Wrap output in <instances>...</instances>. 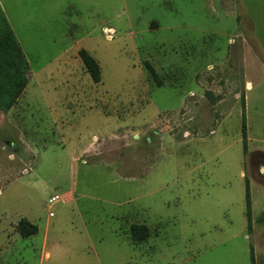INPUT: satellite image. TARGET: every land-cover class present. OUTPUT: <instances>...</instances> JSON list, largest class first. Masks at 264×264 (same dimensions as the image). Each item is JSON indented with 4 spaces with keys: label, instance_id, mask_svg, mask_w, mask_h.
Here are the masks:
<instances>
[{
    "label": "rangeland",
    "instance_id": "rangeland-1",
    "mask_svg": "<svg viewBox=\"0 0 264 264\" xmlns=\"http://www.w3.org/2000/svg\"><path fill=\"white\" fill-rule=\"evenodd\" d=\"M1 10L28 68L11 66L0 32V102L10 77L27 82L0 113V264H264V0H0V22ZM94 135L128 145L85 163ZM72 181L76 203L51 206ZM22 217L40 234L16 233Z\"/></svg>",
    "mask_w": 264,
    "mask_h": 264
},
{
    "label": "crops",
    "instance_id": "crops-1",
    "mask_svg": "<svg viewBox=\"0 0 264 264\" xmlns=\"http://www.w3.org/2000/svg\"><path fill=\"white\" fill-rule=\"evenodd\" d=\"M243 21H244V17H243ZM250 47V44L248 45V43L246 44V45H244V47H242V50H243V56H242V62L244 61H246L245 60V51L248 49ZM251 48V47H250ZM236 96L238 97L239 96V94L238 93H236ZM245 101V105H244V107L246 106V100H244ZM15 105V104H14ZM14 105L10 108V109H8L7 111L9 112L13 107H14ZM7 111H4V110H0V113H1V115H4V117L6 116V113H7ZM3 117V118H4ZM94 137H95V139L97 138L96 137V135H94ZM126 137V136H125ZM125 137H119V136H116V138L115 139H111V140H105V141H100V139H96V140H93L95 143H92V145L90 146V148H88L87 150H85V152H84V154H86V160H84V162L85 163H89V162H93V161H96L97 159H102L103 158V156H107V155H105V154H100V152H99V147L100 146H105V145H107V144H111V146L113 147H119L120 145H118V144H122V145H124L126 142H127V144L126 145H128V141H125ZM127 147H129V146H127ZM114 154H115V152H113L112 154H108V160H119V159H122V156H119L118 154H115V156H114ZM76 160H79V159H81V158H75ZM75 159H73V160H75ZM134 159H137V160H142V156H141V153H137V154H135V157H134ZM73 160H71V165H70V170H73V163H72V161ZM1 169H2V167H1V165H0V171H1ZM138 171L140 170V167L137 169ZM131 172V171H130ZM4 175V173H2V172H0V176H3ZM123 174H121L120 176H122ZM67 178H68V175L66 176ZM68 186V188L67 189H63L64 191H62L61 193H54V194H52V195H50V197H49V200H50V198L52 197V196H54V195H58L59 196V199H58V201L57 202H55V203H50V201H49V203L51 204V206H53L54 204H56V203H59V202H61V203H63V204H71V203H76V201H77V198H76V196H78V192L76 191V189H75V182L74 181H72L71 183H69V184H67V185H65L64 187H62V188H66ZM0 193H1V191H0ZM84 195V194H83ZM50 212H53V211H50ZM54 213V212H53ZM54 215H55V213H54ZM54 215L52 216V217H54ZM51 216V215H50ZM24 218V221H26V222H28L29 223V225H34V226H36L37 227V230H36V232L35 233H32V234H29V233H24L22 230V228L20 227V226H18V224H19V221H20V219H23ZM20 219H18V221L16 222V223H13V225H15V229H16V233H18L19 235H21L22 237H32V236H35V235H39L40 234V231H41V228L39 227V225L36 223V221H33V220H31V219H29V218H26V217H22V218H20ZM146 221H144V223H140L139 222V226L141 225V224H143V225H146V223H145ZM135 224H137V223H135ZM49 231H50V229H49ZM49 231L48 230H46V232H45V235H44V238H43V252H44V257H51V252L49 251V250H47V247H48V238H49ZM56 244V243H55ZM57 245V244H56Z\"/></svg>",
    "mask_w": 264,
    "mask_h": 264
},
{
    "label": "trees",
    "instance_id": "trees-1",
    "mask_svg": "<svg viewBox=\"0 0 264 264\" xmlns=\"http://www.w3.org/2000/svg\"><path fill=\"white\" fill-rule=\"evenodd\" d=\"M1 16H2V21L0 22V32L4 33L8 38H9V44L6 47H9V63L11 64V66L15 65L18 68L23 67L24 71H27L28 68V60H26L25 56H24V52L22 51L19 42L16 39V36L14 35L13 29L10 26L7 17L5 16V14L3 13V11L1 10ZM15 52L18 54V58H15ZM12 55V56H11ZM81 55L83 56V61L87 67V69L89 70V73L91 74V76L93 77V79L97 82L100 78V68L98 65V62L95 61V59L90 56L88 53L82 51ZM18 73V72H17ZM15 78L10 77L9 81V93H4V95L6 97H8V102L7 103H3L0 102V110H4L7 111L8 109H10L15 101L16 98H18V96L21 95V93L24 91L25 89V84L27 83L25 78H24V74L22 72L21 76L17 79L19 81H25L24 83H19L17 80H14ZM2 86L5 87L6 83L5 81H2ZM245 105V102H244ZM37 230V227L34 225H30V227H28V229H24L22 230L24 233H35Z\"/></svg>",
    "mask_w": 264,
    "mask_h": 264
},
{
    "label": "built area",
    "instance_id": "built-area-1",
    "mask_svg": "<svg viewBox=\"0 0 264 264\" xmlns=\"http://www.w3.org/2000/svg\"><path fill=\"white\" fill-rule=\"evenodd\" d=\"M58 199H59V196L58 195H54V196H52L51 198H50V203H55V202H57L58 201ZM50 215L51 216H53L54 215V213L53 212H50Z\"/></svg>",
    "mask_w": 264,
    "mask_h": 264
}]
</instances>
